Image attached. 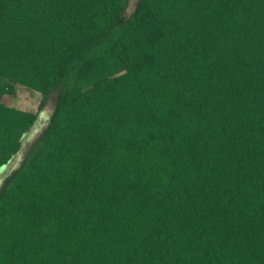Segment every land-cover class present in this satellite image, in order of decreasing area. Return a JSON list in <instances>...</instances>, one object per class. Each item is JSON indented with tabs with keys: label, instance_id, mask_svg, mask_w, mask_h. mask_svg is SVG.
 Returning a JSON list of instances; mask_svg holds the SVG:
<instances>
[{
	"label": "trees",
	"instance_id": "1",
	"mask_svg": "<svg viewBox=\"0 0 264 264\" xmlns=\"http://www.w3.org/2000/svg\"><path fill=\"white\" fill-rule=\"evenodd\" d=\"M130 2L0 0V264H264V0Z\"/></svg>",
	"mask_w": 264,
	"mask_h": 264
},
{
	"label": "rangeland",
	"instance_id": "2",
	"mask_svg": "<svg viewBox=\"0 0 264 264\" xmlns=\"http://www.w3.org/2000/svg\"><path fill=\"white\" fill-rule=\"evenodd\" d=\"M136 1L137 0H131L128 6V9H127V14H130L132 12ZM15 90L16 91H15L14 97L5 98L4 101L6 104L17 107L24 111H30V112L38 111V106L41 100V96L38 93L28 90L27 88H24L23 86H20V85H17L15 87ZM54 103H55V96L53 95L50 97L47 105L39 112L40 122L41 121L44 122L50 117V114L54 107ZM41 125L43 126L44 124H41ZM41 128L35 131L37 132L36 134L33 133L32 136H30L28 139L25 140L24 148L22 149V152L19 155V157H17L15 161L13 162L12 169H15L18 167L24 151L27 149V147L31 144V142L38 135Z\"/></svg>",
	"mask_w": 264,
	"mask_h": 264
},
{
	"label": "water",
	"instance_id": "3",
	"mask_svg": "<svg viewBox=\"0 0 264 264\" xmlns=\"http://www.w3.org/2000/svg\"><path fill=\"white\" fill-rule=\"evenodd\" d=\"M48 121H49V118H48L47 120H45L44 122H43V121L40 122V117L38 116V119H37V121H36L35 126L32 128L31 132L29 133V135L27 136L26 139H28L30 136H32L33 133L36 134L37 132H35V131H36V130H39V128L42 127V128L40 129V132H41V130L47 125ZM41 124H44V125L42 126ZM40 132H39V133H40ZM39 133H38V134H39ZM26 139H25V140H26ZM25 140H24L23 143H22L21 150H20L19 154L17 155V157H19V155H20L21 152H22V149L24 148Z\"/></svg>",
	"mask_w": 264,
	"mask_h": 264
}]
</instances>
